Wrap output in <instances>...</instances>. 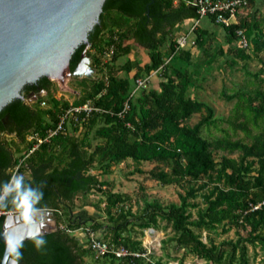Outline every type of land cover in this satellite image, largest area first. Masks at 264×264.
I'll return each mask as SVG.
<instances>
[{"label":"trees","instance_id":"trees-1","mask_svg":"<svg viewBox=\"0 0 264 264\" xmlns=\"http://www.w3.org/2000/svg\"><path fill=\"white\" fill-rule=\"evenodd\" d=\"M190 1L105 0L99 22L88 34V48L94 52L90 56L84 53L101 76L88 86L82 85L84 94L73 102L63 100L53 82L42 76L23 86V98L13 99L0 110V179L18 169L28 179L42 181L45 197L41 203L48 205L57 222V229L45 234L47 244L43 250L25 240L20 264H83L84 257L93 253L80 241V236L67 231L79 226H89L100 239L114 246L142 252L145 248L140 240L131 237L130 231L133 226L141 230L156 228L158 219L170 226V240L179 249L202 259V264H234L237 259L236 264H247L246 243L259 244L264 250V204L255 209L250 206L264 200V78L254 74L258 84L252 82L253 88L244 86L227 95L234 102L226 118L213 117L209 104L187 95L192 74L187 68L181 69L180 64L190 63V52L175 49L177 35L173 34L185 19L198 18L197 7ZM254 2L247 0V6L252 7ZM209 20L215 23L212 18ZM221 27L227 43L236 41V30L242 29L255 54L264 48L256 20L242 19ZM105 31L107 37H103ZM194 34L195 43L202 45L204 31L196 26ZM126 39L147 50L150 61L140 66L136 60H123L132 47L125 43ZM166 41L165 57L160 48ZM110 46L113 53L103 62ZM85 47L86 44H80L71 55L70 72L82 58ZM245 50L239 48L237 54L249 58ZM117 68L123 74L116 73ZM153 71L163 78L160 89L139 88L131 95L134 79ZM42 90L46 92L44 96L39 94ZM29 98L31 101L27 102ZM87 99L105 111L67 120L61 132L25 156L34 142L27 139L30 133L44 137L67 107ZM41 101L48 106H41ZM125 101L129 107L119 116ZM195 113L200 118L191 125L187 120ZM219 122L226 126H219ZM211 125L221 135L204 137L201 129ZM237 131L243 135L232 138ZM214 151L236 155H221L217 160ZM21 158L24 159L14 171ZM126 159L136 165L135 172H141L137 166L141 162L155 163L150 176L160 184L185 185L184 194H179L180 203L164 206L150 200L137 213L131 212L127 194L114 192L110 181L102 177ZM203 177L207 180L197 185ZM209 183L212 186L202 194L205 206L198 208L196 218L190 220L187 207L196 204L189 202V198ZM89 193L104 197L106 223L73 217L76 206L89 205L85 199ZM220 224L245 228L247 234L219 243L201 240L198 230L210 232ZM2 252L0 245V257ZM99 259L108 264H159V260L143 256L116 258L108 254Z\"/></svg>","mask_w":264,"mask_h":264},{"label":"rangeland","instance_id":"rangeland-1","mask_svg":"<svg viewBox=\"0 0 264 264\" xmlns=\"http://www.w3.org/2000/svg\"><path fill=\"white\" fill-rule=\"evenodd\" d=\"M247 19L250 21L256 20L260 26L261 33L263 34L262 40H264V0H255L254 5L245 7L241 13H239L237 20ZM112 26V25H111ZM185 29L178 27L175 28L173 35H178L180 31ZM199 31H204L202 45H195L186 48L190 52V63L181 62V69L187 68L191 72V85L188 86L187 95L206 102L213 109V117L226 118L233 106L234 99H229L227 95L234 89H240L247 87V89L253 88V83L258 84V79L254 77V74L258 75V78H264V48L258 53H254L252 45L250 44L245 50L249 54V58H242L237 54V50L241 48L238 45V40L233 43H227L225 41L224 30L217 24L211 22L207 18H202L197 24ZM108 31L103 33V37H107ZM195 35V34H194ZM195 37V36H194ZM125 43L132 44L130 54L124 55L123 60L130 58V60H136L140 66L150 61L148 51L134 44L131 39H126ZM168 41L164 42L161 46V51L167 52ZM90 56L93 54V50L85 47L84 53ZM165 54V53H164ZM163 54V55H164ZM166 57V54L164 55ZM89 66H91L90 58ZM109 60L106 56L102 58V61ZM172 61V60H171ZM120 64L119 61L114 62ZM117 66V65H115ZM133 69L131 74L133 73ZM116 73L123 74L118 68ZM100 73L95 70L89 76L84 74L80 76H70L69 71H66L58 77L56 80L51 79L53 87L56 92L62 97L63 100L73 102L77 97L83 93L82 85L88 86L91 80L99 78ZM163 80L159 76V73L152 75L145 90L160 89V81ZM264 86V83L262 84ZM44 96L46 92L44 90L39 93ZM30 99V98H29ZM31 101V99L29 100ZM34 99V98H32ZM45 101L46 98H44ZM42 106V105H41ZM48 106L47 103L43 105ZM200 118L199 113H195L187 120L189 124H194ZM219 126H226L224 122H219ZM231 131V130H230ZM201 133L204 137L219 136L220 130L214 126L208 128L203 127ZM81 137L82 133L76 132ZM242 132L237 131L232 138L241 137ZM6 138H9L6 136ZM97 141V140H96ZM95 143V141H94ZM21 147V146H20ZM23 152V151H22ZM221 155L228 157H235L236 153H226L220 151H214L215 159H220ZM141 172H135L136 165L131 159H126L117 165L112 167V171L108 175L102 176L110 181L112 190L114 192H120L127 194L131 205V212L137 213L145 204L146 201L157 200L161 205H169L170 203L179 204V194H184V190L187 187L177 184L163 185L157 182L150 176V170L155 166L153 162H141L137 165ZM96 172V171H95ZM207 180V177H203L198 180L197 185ZM213 183H209L208 186L199 190L195 197L189 198V202H193L195 206H188L187 210L190 212V220H194L197 216L198 208H203L205 203L202 199V194L206 192L207 188L212 186ZM196 186V185H195ZM85 199L89 202V205L85 207H75L73 211V217L80 219L96 220L97 222L106 223L104 213V197L99 193H89ZM79 202H76V205ZM93 218V219H92ZM229 225H218L215 229L207 232L205 229L198 230L202 241L208 243L209 240H213L214 243L223 242L226 240L234 241L238 236H245L247 229L228 227ZM139 229L133 226L130 234L135 240H140L143 247L149 250V253L145 259L159 260V264H202L204 261L196 255L186 252L183 249H179L175 245V241L170 240L173 236L170 226L165 220L158 219L156 228ZM223 228H226L223 230ZM76 236H80V241L84 242V235L79 233H72ZM247 247V264H264V250L259 244L252 245L246 243ZM237 255V254H236ZM238 261V259L236 260ZM236 261L234 264H236ZM83 264H108L102 260L94 258L92 254H88L84 257Z\"/></svg>","mask_w":264,"mask_h":264},{"label":"water","instance_id":"water-1","mask_svg":"<svg viewBox=\"0 0 264 264\" xmlns=\"http://www.w3.org/2000/svg\"><path fill=\"white\" fill-rule=\"evenodd\" d=\"M104 1L0 0V110L13 99L23 98L25 84L42 76L56 80L69 71L71 55L80 44L88 45V34L99 22ZM88 62L83 52L69 75L89 76L94 69ZM56 229L51 210L45 234ZM12 263L3 251L0 264Z\"/></svg>","mask_w":264,"mask_h":264},{"label":"built area","instance_id":"built-area-1","mask_svg":"<svg viewBox=\"0 0 264 264\" xmlns=\"http://www.w3.org/2000/svg\"><path fill=\"white\" fill-rule=\"evenodd\" d=\"M193 5L197 7L198 18L191 19V24L189 27L179 33L175 39L176 41V50L186 49L195 45L194 29L202 18L210 19L212 18L215 23L221 26H229L232 23H236L239 13L247 6V0H192L190 1ZM238 36V45L241 48L247 49L249 46V41L243 33L242 29L236 30ZM113 53V47L110 46L109 49L105 52V56L109 59ZM170 56L166 58L168 61ZM165 61V62H166ZM157 71H153L148 76L138 77L134 79V87L131 90V95H133L139 88H145L150 81L152 75L156 74ZM102 93V92H101ZM100 93V94H101ZM99 94V95H100ZM30 100V99H29ZM28 101V100H27ZM45 104L44 101H41V105ZM128 102L125 101L123 108L119 113V116H122L128 109ZM105 111L103 108L96 106L92 103L90 99H87L80 104H71L67 107L58 118L56 125L53 128H48L46 135L44 137L38 136L36 133H30L27 136V139L34 140L32 146L27 150L25 156L30 154L37 146L43 142L49 140V138L57 135L64 128V125L67 120L74 119L77 120L78 115H83L84 117L89 116L92 112H101ZM24 156V157H25ZM24 158H21L17 165L14 167V171L17 169L19 164ZM264 204V200L256 203L250 204L251 209H255ZM7 211H1L0 213H5ZM152 229V228H151ZM71 233H79L84 235V242L86 247H88L93 253L94 258H102L105 255H113L116 258H122L126 256H143L147 257L149 250L145 248V251H131L126 249L123 246H114L109 242L100 239L97 233L91 229L89 226H79L75 229H67Z\"/></svg>","mask_w":264,"mask_h":264},{"label":"clouds","instance_id":"clouds-1","mask_svg":"<svg viewBox=\"0 0 264 264\" xmlns=\"http://www.w3.org/2000/svg\"><path fill=\"white\" fill-rule=\"evenodd\" d=\"M42 181L28 179L18 169L0 179V209H7L0 220V245L9 259L20 264L25 240L32 241L37 250L47 244L45 229L50 208L41 203L45 197Z\"/></svg>","mask_w":264,"mask_h":264},{"label":"crops","instance_id":"crops-1","mask_svg":"<svg viewBox=\"0 0 264 264\" xmlns=\"http://www.w3.org/2000/svg\"><path fill=\"white\" fill-rule=\"evenodd\" d=\"M190 24H191V19H185L182 23H180L178 25V28L181 29V28H184L185 27V29L183 30V31H185L189 27ZM183 31H180V33L183 32Z\"/></svg>","mask_w":264,"mask_h":264},{"label":"flooded vegetation","instance_id":"flooded-vegetation-1","mask_svg":"<svg viewBox=\"0 0 264 264\" xmlns=\"http://www.w3.org/2000/svg\"><path fill=\"white\" fill-rule=\"evenodd\" d=\"M14 260V259H13ZM15 261V260H14ZM13 264V263H12Z\"/></svg>","mask_w":264,"mask_h":264}]
</instances>
